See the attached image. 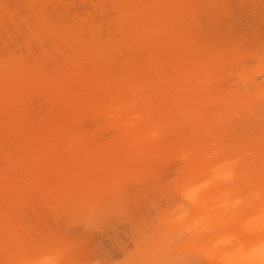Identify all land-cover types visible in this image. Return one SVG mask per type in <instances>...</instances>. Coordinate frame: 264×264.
Returning <instances> with one entry per match:
<instances>
[{
  "label": "rangeland",
  "instance_id": "rangeland-1",
  "mask_svg": "<svg viewBox=\"0 0 264 264\" xmlns=\"http://www.w3.org/2000/svg\"><path fill=\"white\" fill-rule=\"evenodd\" d=\"M262 218L264 0H0V264H240Z\"/></svg>",
  "mask_w": 264,
  "mask_h": 264
},
{
  "label": "bare ground",
  "instance_id": "bare-ground-1",
  "mask_svg": "<svg viewBox=\"0 0 264 264\" xmlns=\"http://www.w3.org/2000/svg\"><path fill=\"white\" fill-rule=\"evenodd\" d=\"M185 28L187 29V26ZM187 30H189V29H187ZM172 32H177V31H176V29L172 28ZM172 35H173L174 38H177L179 41L181 40L180 33L177 32L176 34H172ZM173 41L175 42V39H173ZM188 41H189V39L186 36L185 39H184V44L186 42H188ZM171 44L173 45L175 43L171 42ZM180 59H181V61H184L182 58H180ZM154 61L157 62L156 59H154ZM180 73L177 74L175 79L172 80L171 82H165L164 84L158 85L157 89H159V91H161L160 87H162L163 88L162 91L171 90L173 92L172 95H168L166 97L167 101H169V102L172 101L170 104H173V100H176L177 98L180 97L181 100H182L181 103H180L181 106L183 104H187L186 102H194L197 105H200L199 110L195 109V110H193V112L190 115L187 114L185 116V120L190 119V121L192 122V119H193V121H195V118H199L198 114L203 111V109H200V108H202V106L204 104L207 105L211 101L213 103H219V101H221V103H220L221 105L228 104L227 101H225V100H223L221 98H218V97L211 96L207 92L206 93L204 92L205 93L204 95L201 93L203 91V88H205L206 85L208 84V82H206V81H208V78L205 81H202L201 79L199 80V79H197V76L194 73H192V71H188V72L184 71L181 74ZM125 91L129 92V94H130V98H131L130 103L135 105L134 104L135 100L133 98V95L137 91V85L135 84V85H133L131 87L127 86L126 88L123 89V93ZM162 91L159 92V95H161V96H162V93H163ZM249 100L250 99H247V100L244 99V100L239 101L236 104V106L238 108L235 107L234 104H233V108L235 109V111L230 110L229 114H231L232 112H237V109L246 108L249 105V103H250ZM230 107H232V105L228 104L227 108H230ZM120 109H121V111H120ZM125 109H127V106L122 107L121 104H118V105L111 106V107H109L107 109H104L102 111V113H103L104 116H106L109 119L113 120V124H116V125L119 124L120 127L123 126V127L129 128V129H132L133 130V132H132L133 135H136L139 132L138 129H136L134 127V122L136 120L150 121L151 118H152L151 116H153L152 112L149 111V110L145 111V110H147V108L144 107L143 109H141V110H139V111H137L135 113V117L133 118L132 121H128L127 122L125 120H122V117H121V114H120V112L124 111ZM171 109L172 108H169V110H171ZM190 116H192V117H190ZM160 123L161 122H158L156 125H154L153 134H157L162 129L161 127H159ZM14 136L18 137V133L16 134V132H14ZM156 147H158V146H156ZM150 154H151V151H146L144 153L145 156H149ZM205 194L206 193H203V195H205ZM88 200H90V198ZM247 203L249 205H252V200H247ZM254 208H256V207H254ZM5 225H7V223H5ZM2 233H4V231H2ZM13 233H16V232L13 231ZM254 236H255V238H258L260 235H255L254 234ZM5 239L6 238L2 237V240H5ZM17 242H18V240H17ZM217 242H219V241H216L214 243V246L216 245ZM1 243H6V242L2 241ZM258 245H259V241L255 242L254 245L247 251L246 256H244L242 259H240V258L239 259L238 258H236V259L232 258V259L240 262V264H252V261L259 259L260 249L262 247H264V244L262 246H258ZM259 247H261V248L259 249ZM258 249H259V251H258ZM229 256H233V255L230 254ZM243 262H245V263H243Z\"/></svg>",
  "mask_w": 264,
  "mask_h": 264
},
{
  "label": "snow or ice",
  "instance_id": "snow-or-ice-1",
  "mask_svg": "<svg viewBox=\"0 0 264 264\" xmlns=\"http://www.w3.org/2000/svg\"><path fill=\"white\" fill-rule=\"evenodd\" d=\"M189 199H193L192 196H189ZM261 231H264V218L261 220ZM252 264H264V247L260 249L259 259L252 261Z\"/></svg>",
  "mask_w": 264,
  "mask_h": 264
},
{
  "label": "clouds",
  "instance_id": "clouds-1",
  "mask_svg": "<svg viewBox=\"0 0 264 264\" xmlns=\"http://www.w3.org/2000/svg\"><path fill=\"white\" fill-rule=\"evenodd\" d=\"M35 264H58V261L51 256H44L36 260Z\"/></svg>",
  "mask_w": 264,
  "mask_h": 264
}]
</instances>
